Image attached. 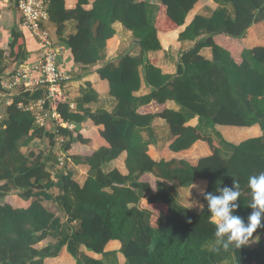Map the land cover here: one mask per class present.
Returning <instances> with one entry per match:
<instances>
[{
    "label": "trees",
    "instance_id": "trees-1",
    "mask_svg": "<svg viewBox=\"0 0 264 264\" xmlns=\"http://www.w3.org/2000/svg\"><path fill=\"white\" fill-rule=\"evenodd\" d=\"M8 1L17 6V18L11 28L0 27V84L25 57L19 0ZM213 1L218 7L209 17L195 15L186 25L199 0H76L72 9L65 0H48V21L72 62L78 70L102 63L96 73L117 107L79 112L59 98L61 126L56 122L52 130L18 108L42 98L41 89L17 93L0 106V264H45L63 249L75 264H104L110 242L120 244L115 257L123 264H264L262 241L253 248L216 245L210 213L193 212L166 191L174 183L190 189L204 181L199 198L206 205L205 193L236 181L241 195L235 214L246 220L252 211L248 179L264 172V46L242 44L252 26L264 22V0ZM70 20L77 21V33L65 38ZM116 22L132 33L138 55L109 56ZM184 26L177 42L194 45L179 52L175 74H164L148 54L162 49L159 34ZM205 48L210 59L200 54ZM142 85L149 93L136 96ZM95 99L86 91L81 103ZM170 101L178 111L138 113ZM156 117L172 135L170 154L158 161L148 154L155 140L142 137L151 135ZM217 127H258L260 136L234 144ZM179 154L185 158L174 157ZM111 162L116 165L107 171ZM70 164L86 170L83 185ZM263 234L258 228L253 236Z\"/></svg>",
    "mask_w": 264,
    "mask_h": 264
},
{
    "label": "crops",
    "instance_id": "crops-1",
    "mask_svg": "<svg viewBox=\"0 0 264 264\" xmlns=\"http://www.w3.org/2000/svg\"><path fill=\"white\" fill-rule=\"evenodd\" d=\"M92 0H90V3ZM76 0H65V7L66 9H72L76 6ZM11 4L8 0H0V27L4 28H11L13 25H16V11H14V5L13 10L9 9L11 7ZM197 5V4H196ZM195 5V7H196ZM194 9L188 14L186 18V25H188L193 17L195 15H202L209 17L213 10H215L218 5L216 4V7L212 9L210 14L206 13H197ZM86 9V8H85ZM264 23V22H260ZM260 23L256 24L259 25ZM256 25H253L254 27ZM252 26V27H253ZM44 27L49 32L51 40L53 44L60 48V52L58 54V67L60 70H63L71 75V81L61 90H59L56 94L55 102L51 105L52 108L56 110V105L59 98H64L66 96L68 102H72L75 105L74 111L78 110L81 112L83 109H88L91 112L95 113L96 111H106L109 113L114 112V110L117 107V101L114 97L110 96L109 94V87L108 83L104 80H101L99 76L96 73V70L102 67V63H98L97 65L87 68L86 70H78L77 65H75L72 62V57L70 56V53L68 50L62 45L58 39V36L56 34V27L55 25L51 24L49 21H46L44 23ZM185 28L182 27L178 29L175 32L167 33V34H159V41L162 46V49L157 52H151L148 54L149 58L151 60L155 61V66L160 68L161 71L164 74L173 75L176 73L177 69V63L179 61L180 53L184 52L188 49H190L194 43L190 41H184V42H177L178 35L181 31H183ZM113 29L115 31V41L111 44L114 46V48H110L108 50L109 56H112L111 54L117 53L118 55L122 56L125 54H129L131 56H136L140 52V47L136 43L137 41L133 38L132 33L123 28L122 25L118 22L114 23ZM28 32V31H27ZM26 33V40H25V57H24V64L28 63L31 64L34 61L40 59V57L43 54V49L38 44V42L34 39V37ZM77 33V21L70 20L65 23V31H64V37H69L72 35H75ZM249 34V32H248ZM247 34V35H248ZM247 37V36H246ZM248 39H244L242 44L245 48H252L255 46H247ZM258 46H264V45H258ZM180 52V53H179ZM113 54V55H114ZM200 54L204 56L206 59L211 58V50L209 48L202 49ZM15 68V65H12L10 69H8L5 72V76L12 71ZM73 73V75H72ZM80 78H79V77ZM90 84L91 91L89 88H87L86 84ZM88 92L90 97L96 96V99L91 101L90 103H84L82 99L84 98V92ZM93 91V93H92ZM64 93V94H63ZM149 93V89L142 85L140 91L136 93V96H144ZM16 92H12V94H0V106L8 105L10 104V97L15 95ZM95 94V95H94ZM81 103V104H80ZM81 106V109L79 108ZM164 110H173L178 111L179 107L173 102H167L163 105H158L156 103L142 106L138 109L139 114H158L163 112ZM1 117V115H0ZM191 124L195 123V121H191ZM223 128V127H219ZM97 132V128H94ZM221 131V130H220ZM142 137L144 140H147L148 138L151 140H155L153 145L149 146L148 154L150 157L154 160H160L161 158H164V156L169 155L168 151V144L170 140L172 139V135L169 133L168 128L166 126V123L163 119L156 117L151 125V135L149 133H142ZM199 145V144H198ZM176 158H185V155L179 154L175 155ZM116 165L115 162H111L107 167L106 170H111ZM70 166H72L76 171L86 173V170L75 167L73 164H70L68 166V169L73 173V179L78 182L79 185H83L86 179L85 174H81L80 180L77 178V175L74 171L71 170ZM82 170V171H81ZM206 183L204 181H197L190 190L192 191H198L200 194L201 191L205 188ZM201 195V194H200ZM10 201H19V200H13L9 198ZM186 207V206H185ZM187 208V207H186ZM189 209V208H188ZM45 246V244L43 245ZM43 246H40L43 247ZM112 247H115L117 249H120V244L118 242H110L106 248L105 252L110 251ZM58 260L59 264H75V261L70 257L66 250L63 249L60 255L53 259H46L45 264H51L52 261ZM104 261V260H103Z\"/></svg>",
    "mask_w": 264,
    "mask_h": 264
},
{
    "label": "built area",
    "instance_id": "built-area-1",
    "mask_svg": "<svg viewBox=\"0 0 264 264\" xmlns=\"http://www.w3.org/2000/svg\"><path fill=\"white\" fill-rule=\"evenodd\" d=\"M47 2L48 0H19L18 10L22 17V26L38 42L43 49V54L40 59L31 64L18 63L5 78H1L0 85L5 95L12 94L14 91L19 94L33 92L36 89L43 90L42 98L28 103H19L18 108L31 112L36 126L50 125L53 128V126H61V123L59 114L51 105L55 102L57 92L60 88L63 89L72 77L59 69L60 48L53 44L49 32L44 27V23L48 21ZM64 99L68 101L66 96ZM69 107L70 110L75 109L72 102H69ZM60 143L61 141L57 142V145ZM59 164L62 165V162Z\"/></svg>",
    "mask_w": 264,
    "mask_h": 264
},
{
    "label": "clouds",
    "instance_id": "clouds-1",
    "mask_svg": "<svg viewBox=\"0 0 264 264\" xmlns=\"http://www.w3.org/2000/svg\"><path fill=\"white\" fill-rule=\"evenodd\" d=\"M248 188L251 197L248 207L252 211L246 220L235 214L241 195L238 182L233 181L230 187L219 188L215 193L204 194L206 205L200 207L210 213L216 245L240 249L249 244L258 228H264V172L250 176Z\"/></svg>",
    "mask_w": 264,
    "mask_h": 264
},
{
    "label": "rangeland",
    "instance_id": "rangeland-1",
    "mask_svg": "<svg viewBox=\"0 0 264 264\" xmlns=\"http://www.w3.org/2000/svg\"><path fill=\"white\" fill-rule=\"evenodd\" d=\"M215 7H216V3H214L213 0H199V2L197 3L195 7L194 13L204 12L206 14H210L212 9ZM248 37L250 38L251 41L248 40L247 46L264 45V23H260L259 25H256L255 27L253 26L249 30V34L247 35L246 39H248ZM50 128L52 129L51 126ZM216 130H218L227 141L234 143V144H239L240 142L248 138L260 136V130L258 127H253L248 130H240V129L229 128V127H223V128L217 127ZM70 168L72 171L75 172V174L77 175V178L82 176L81 174L86 175L85 172L82 173V172L76 171L72 166H70ZM78 180H80V178ZM166 191L174 194L177 200L179 201V203L182 204L183 206H186L191 211L193 212L200 211L201 209L200 206L202 205V203L200 201V198H199L200 194L198 193V191H192L190 189H181L179 187L177 188L175 183H174V186L171 185L168 188H166ZM260 241L264 243V234L254 235L250 239L248 245L252 248L257 247ZM44 244L46 245L47 241L43 242L41 245H39V247L43 246ZM118 250L119 249L112 247L110 251H107V255L104 257V264H123L124 261L122 262V260H118L115 257V254L118 253ZM51 264H59V261L54 260L51 262Z\"/></svg>",
    "mask_w": 264,
    "mask_h": 264
},
{
    "label": "water",
    "instance_id": "water-1",
    "mask_svg": "<svg viewBox=\"0 0 264 264\" xmlns=\"http://www.w3.org/2000/svg\"><path fill=\"white\" fill-rule=\"evenodd\" d=\"M17 10V7L14 5V11H16Z\"/></svg>",
    "mask_w": 264,
    "mask_h": 264
}]
</instances>
